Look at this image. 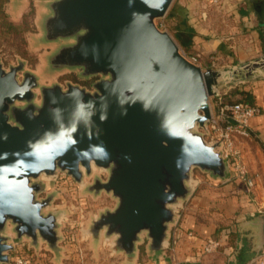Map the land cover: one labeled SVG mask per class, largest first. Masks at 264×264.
Masks as SVG:
<instances>
[{
    "label": "water",
    "instance_id": "1",
    "mask_svg": "<svg viewBox=\"0 0 264 264\" xmlns=\"http://www.w3.org/2000/svg\"><path fill=\"white\" fill-rule=\"evenodd\" d=\"M173 1H47L39 40L62 43L46 67L95 78L89 86L43 84L23 62L6 69L0 59V264L24 239L61 252V214L47 209L56 192L41 196L43 175L65 172L80 183L93 166L106 172L86 189L116 203L99 211L89 233L95 247L109 240L126 264L142 247L157 261L165 256L177 207L195 191V168L232 178L223 142L205 138L209 99L224 76H262L264 57L203 69L157 23Z\"/></svg>",
    "mask_w": 264,
    "mask_h": 264
},
{
    "label": "rangeland",
    "instance_id": "2",
    "mask_svg": "<svg viewBox=\"0 0 264 264\" xmlns=\"http://www.w3.org/2000/svg\"><path fill=\"white\" fill-rule=\"evenodd\" d=\"M47 1L0 0V59L6 69L23 61L24 69L39 75V80L43 84H51L57 81L65 85L66 81L59 79V77L71 72L64 70L51 73L46 67L48 56L62 42L45 43L39 40L42 34L40 22L47 10ZM178 3L179 0H174L167 14L163 18L157 19L159 27L168 30L177 42L178 39L175 35L177 19L173 18L170 12L177 10ZM19 74L21 78L22 72L20 71ZM262 74V76L246 81H234L230 76H224L219 90L221 92L228 91L230 94L229 102H234L241 99L243 92L250 91V88L246 90V87L250 86L251 81L264 78V70H262ZM36 91L39 100L40 93L38 90ZM209 100L212 113L217 115L214 96H211ZM209 126L210 119L208 128H210ZM205 138L208 142L211 141L212 133L206 132ZM256 141L255 137L239 139L238 146L241 149L248 175L258 173L261 176L260 185L257 187V183H254L253 186H248L247 176L237 175L232 169L233 163L230 160L232 178L226 182H220L217 187L208 185L210 181H215V179L207 173L201 172L199 168H195L194 175L203 176L202 182L197 188L199 192L203 190L204 194H199L196 190L194 197L200 195L204 199L200 206L191 204V197L183 203V208H180L179 212L181 223L192 216L207 226L210 225L211 220H214L218 223L217 229H219L220 234L223 233V230H228L234 236H238V234L241 236L248 229L244 224L250 222L251 218L264 215V172L260 167L262 162L259 160V154H262L264 158V153L259 146L256 149ZM245 150H249L253 156L251 163L244 156ZM251 165H255V167L252 168ZM96 175L106 178L107 174L100 168L93 166L91 173H85L83 181L80 183L65 172L59 173L58 182L43 175L41 179L50 185L45 182L46 191L41 196H46L53 191L56 192L51 206L47 209L61 214L59 231L61 240L58 242L61 252L56 255L45 241H40L38 247H34L28 239H24L21 243H16V248L11 255L15 257L16 253H20L18 250L21 248L24 251L22 254L29 259V264H113L117 260L119 261L118 264H126L123 254L116 253L111 249L109 240L102 238L100 244L95 247L93 238L89 233L90 223L92 219L99 216V211L105 207H113L116 203V200L105 192L95 195L86 189V186L92 182ZM211 199H216L219 204L214 206L205 204ZM260 201L263 202L261 204L263 206H260ZM7 233L11 234L10 229ZM11 235L13 236V234ZM142 255L140 254V257L144 258L145 254Z\"/></svg>",
    "mask_w": 264,
    "mask_h": 264
},
{
    "label": "crops",
    "instance_id": "3",
    "mask_svg": "<svg viewBox=\"0 0 264 264\" xmlns=\"http://www.w3.org/2000/svg\"><path fill=\"white\" fill-rule=\"evenodd\" d=\"M218 1V5H214L211 0H179L178 6L184 9L186 23L194 33L192 38H185L184 25L182 30L176 25L175 35H178L181 47L187 48L192 55H199L198 64L203 69L225 70L264 57V0ZM247 88H250L251 104H257L262 109L260 115L251 119V126L257 140L255 147L258 149L259 146L264 153V78L251 81ZM244 156L251 163L253 156L249 150H245ZM259 160L264 172L262 154H259ZM248 177L257 183V187L260 185L261 176L258 173ZM220 182L210 181L208 185L217 187ZM197 187L190 199L194 206L202 205L204 199L200 195L194 197L199 190ZM199 194H204L203 190ZM205 204L214 206L219 203L211 199ZM261 204L262 201L260 206H263ZM211 221L207 226L192 216L180 226L174 225L164 248L165 256L157 261L142 248L140 254H145L144 258L139 255L136 264H250L264 248V221H259V217L251 218L244 224L248 229L241 236H234L228 230L220 234L218 223ZM208 237L219 241L220 245L216 250L205 253L202 245ZM118 263V260L113 262Z\"/></svg>",
    "mask_w": 264,
    "mask_h": 264
},
{
    "label": "built area",
    "instance_id": "4",
    "mask_svg": "<svg viewBox=\"0 0 264 264\" xmlns=\"http://www.w3.org/2000/svg\"><path fill=\"white\" fill-rule=\"evenodd\" d=\"M211 1L214 3V5H218L219 3L218 0ZM182 52L193 62L197 64L199 63V55L188 54L183 48ZM227 96L228 91L226 90L225 92L217 90L216 94L214 95L217 115L212 113L210 118L209 131L212 133V140L208 143L222 141L224 157L228 158L233 163L232 169L237 175H240L241 177L247 176V185L253 186L254 181L248 177V170L244 164L243 155L241 154V149L238 146V141L239 139H249L255 137L253 128L251 126V119L260 115L262 113V109L257 104H251L245 101L229 102L226 99ZM49 178H53V181L58 182L59 174L54 177L49 176ZM202 179L203 176L195 175V187L202 182ZM48 185L50 184L48 183ZM182 205L183 204L179 205L177 208L178 218L175 227H178L181 224V216L179 212L180 208H183ZM219 245V241L212 237H208L203 243L202 247L205 253H209L216 250ZM18 251L20 253H16L15 257L11 255L10 263L8 264H29V259L22 254L24 251L21 248ZM250 264H264V248Z\"/></svg>",
    "mask_w": 264,
    "mask_h": 264
},
{
    "label": "trees",
    "instance_id": "5",
    "mask_svg": "<svg viewBox=\"0 0 264 264\" xmlns=\"http://www.w3.org/2000/svg\"><path fill=\"white\" fill-rule=\"evenodd\" d=\"M183 11L184 10L182 8L178 7L177 10L171 11L170 15L173 18L177 19V22H178L177 23V28L182 30L181 26L184 25L183 30L185 32L184 33L185 34V38L189 39V38H192L194 33H193L192 28L190 26H188V24L186 23V15H185L186 13H185V11L184 12ZM177 37H178V35H177ZM186 46H188V45H186ZM183 49L188 54H190V52L188 51L187 48L183 47ZM229 97H230V94H228V96L226 98L228 101H230ZM236 101H245V102H248V103H252V96H251V94L249 92H243V96H241V99H238ZM236 101H234V102H236ZM259 221H264V215H262V217H259Z\"/></svg>",
    "mask_w": 264,
    "mask_h": 264
},
{
    "label": "flooded vegetation",
    "instance_id": "6",
    "mask_svg": "<svg viewBox=\"0 0 264 264\" xmlns=\"http://www.w3.org/2000/svg\"><path fill=\"white\" fill-rule=\"evenodd\" d=\"M23 65H25L24 62H23ZM59 79L65 80L66 82H72L75 84H80L81 86H89L95 78L90 79V80L80 79V78H78L76 73L71 72L67 75L60 76Z\"/></svg>",
    "mask_w": 264,
    "mask_h": 264
},
{
    "label": "bare ground",
    "instance_id": "7",
    "mask_svg": "<svg viewBox=\"0 0 264 264\" xmlns=\"http://www.w3.org/2000/svg\"><path fill=\"white\" fill-rule=\"evenodd\" d=\"M49 177V176H48Z\"/></svg>",
    "mask_w": 264,
    "mask_h": 264
}]
</instances>
